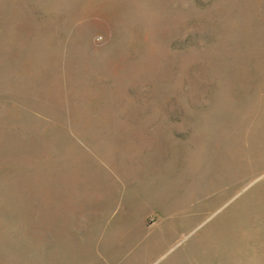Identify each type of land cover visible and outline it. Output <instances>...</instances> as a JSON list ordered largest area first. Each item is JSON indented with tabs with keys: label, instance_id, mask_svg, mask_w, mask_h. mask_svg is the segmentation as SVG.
Masks as SVG:
<instances>
[{
	"label": "rangeland",
	"instance_id": "1",
	"mask_svg": "<svg viewBox=\"0 0 264 264\" xmlns=\"http://www.w3.org/2000/svg\"><path fill=\"white\" fill-rule=\"evenodd\" d=\"M0 264H264V0H0Z\"/></svg>",
	"mask_w": 264,
	"mask_h": 264
}]
</instances>
